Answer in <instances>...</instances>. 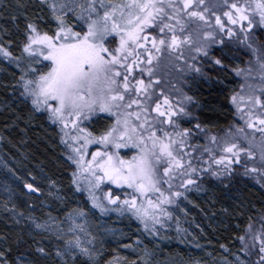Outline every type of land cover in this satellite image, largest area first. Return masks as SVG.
I'll use <instances>...</instances> for the list:
<instances>
[{
	"label": "snow or ice",
	"instance_id": "obj_1",
	"mask_svg": "<svg viewBox=\"0 0 264 264\" xmlns=\"http://www.w3.org/2000/svg\"><path fill=\"white\" fill-rule=\"evenodd\" d=\"M18 7L24 11L20 17L12 16L11 19L15 22L22 17L24 21L21 55H13V41L8 40V47L0 43V56L20 70L16 83L22 87L21 96L31 100V114H46V118L60 129V142L71 149L67 159L74 168L69 192L82 189L87 192L93 208L102 213H130L145 230L151 226L155 232V225L162 224L160 216H170L163 205L175 203V198L184 194L172 191L171 181L177 170L181 188L195 185L198 190L200 185L192 178L198 171L214 178L226 189L233 187L240 176L264 173V99L247 97L251 103L246 124L261 133L259 144L255 143V136L245 137L248 147L232 138L205 136L219 147V152L214 154L204 147L207 161L198 169L192 159L202 160L203 156L197 145H189L187 141L204 134L207 125L196 123L195 132L181 129L178 121L193 115L185 106V103L191 104L193 98L184 96L173 105L170 97L155 83L159 77L154 72L161 60L171 62L177 52L179 59H185L184 46L187 45L189 54L192 51L203 54L199 66L196 57L190 56L191 63L185 61L188 70L211 79L204 71L203 61L207 60L213 69H225L231 49L230 41L223 37L234 36L235 26L240 25V32L245 33L244 40H249L245 22L249 30L254 23L264 26V0H244L243 3L222 0L211 6L217 11H212L205 0H127L119 5H105L101 0V8L105 9L102 14L92 0L86 5L75 3V0H36L31 13L23 4ZM221 10L222 15L219 14ZM16 26L20 28L19 24ZM75 26L81 30L77 31ZM113 33L119 39L115 47H110L106 38ZM210 44L220 46L219 57H209ZM261 46L264 47V41ZM261 70L264 72V61ZM235 71L240 73L238 68ZM231 99L240 108L239 101L244 97L234 94ZM104 113L108 114L110 123L98 133L82 126L98 123L104 119L101 116ZM169 127L174 131L168 132ZM90 144L99 146L90 150ZM129 144L139 151L125 158L118 150ZM187 147H191L195 155L183 151ZM254 148L260 152L259 168L249 166L257 155ZM186 157L191 158L186 160ZM260 180H264V175ZM49 184L55 185V181L49 180ZM109 185H115L116 189ZM164 185L168 186L167 190ZM24 187L31 192L41 191L32 182L25 183ZM89 213L90 210L83 207L72 209L67 216L75 227L68 228L66 233L59 228L53 230L47 222L34 220L29 232L17 237V243L32 249L34 258L22 260L23 253L13 258L10 247H0V264H48L50 259L52 264H100V249L83 246L80 236L72 235L76 229L85 232L75 219L87 217ZM40 232L51 233L47 239L55 237L62 243L50 251L36 238ZM256 238L261 242L259 252L264 254V238L259 235ZM95 240L96 237H91L87 243L91 245ZM104 264H136V261L117 255L105 260ZM259 264H264V255L260 256Z\"/></svg>",
	"mask_w": 264,
	"mask_h": 264
},
{
	"label": "trees",
	"instance_id": "obj_2",
	"mask_svg": "<svg viewBox=\"0 0 264 264\" xmlns=\"http://www.w3.org/2000/svg\"><path fill=\"white\" fill-rule=\"evenodd\" d=\"M28 1L31 0H27L25 8L30 11L33 9V5H30ZM219 2H222V0H205V4L210 8L213 4ZM231 2L232 0H229V3ZM239 2L243 3L244 0H239ZM211 10L217 11L215 8H211ZM219 14L222 15V10ZM258 20L256 19V21ZM17 24L20 25V28H17ZM23 24L22 17L14 22V29L10 33L13 41L12 51L17 44L21 47V42L24 39ZM245 29L250 37L247 41L244 40L245 33L240 32V25L235 26L234 36L228 37L225 35L223 37L225 40L230 41L229 47L231 49V55L225 61L227 65L225 69H213L207 60L203 61L204 71L210 74L211 79L196 76L188 70L185 61L188 60L191 63L190 56L196 57L195 62L199 66L203 54H197L195 51L189 54L187 52L189 46L187 45L184 46L185 59H179L180 53L177 52L175 54L176 58L172 59L171 62L167 59L161 60L159 65L154 68L156 76L159 77L155 83H158L160 88L164 90V94L170 97L173 105L181 101L184 96L193 98L191 104L185 103V106L189 108L193 115L183 117L178 121L181 129L189 128L195 132L194 125L196 123L207 125V131L204 134L187 141L189 145H197L199 154L203 156L202 160L192 159L193 165L198 169L205 166L207 161V153L203 151L204 147L210 148L214 154L219 152V147L212 144L210 140H206L205 136H216L218 139L232 138L238 140L245 147L249 146L248 139L253 136L256 137V144L260 142L261 133L248 128L246 119L251 103L247 97L260 96L264 99V72L261 70V62L264 61V47L261 46V42L264 41V26L254 23L253 29L249 30L246 28L245 22ZM113 37L108 39L110 47H115L118 43V39L115 36ZM217 39H220V37H217ZM248 44H252V47L249 48ZM208 51L209 57H219L221 50L219 45L210 44ZM8 63L10 62L1 56L0 64L5 65L9 70L8 74L2 70L3 78H14L15 82L4 87L0 92L7 102L6 107L0 113V129L11 125L13 122L23 126L22 124L27 120L31 107L30 99L21 96L22 87L16 83L18 79L15 75L16 71L9 67ZM155 63L156 61H154ZM237 68L240 69L239 74L235 71ZM145 79H147L146 73ZM234 94L238 98L240 96L244 97L242 101H239L242 105L240 108L231 99ZM197 101L199 102L198 106ZM252 111H256V109H252ZM43 117L44 115L38 114L35 118L43 123ZM23 127L28 139L26 150L29 153L31 162L41 163L51 179L56 180L66 190H69L71 186L69 183L70 176L73 170L71 164L60 160L55 152V150H58L57 146H55V150H52L43 138L34 131L35 126L30 124L27 128L26 126ZM240 129H243V131H239ZM166 130L170 133L174 131L171 127ZM17 132L19 130L15 127L13 133ZM254 150H256L257 155L249 166L255 165L259 168L261 167L260 152L258 148H254ZM183 151L195 155V153H192L191 147H187ZM189 158L191 157H186V160ZM197 175L200 176V179H196ZM261 175H264V173L240 176L234 182L233 187L226 189L214 178L198 171L197 174L192 176L196 183L200 185L198 190L195 185H186L181 188V177L179 170H177L171 181L173 192L182 190L183 193L187 192L189 194L190 190L191 195L195 191L204 192L202 197H194L197 200V206L191 207L192 221H196L198 226H194L191 222H184L182 223V230L192 228L196 239L200 243L208 244L214 249L218 248L219 245H224L230 251L241 254L246 259V264H259L260 256L264 255L259 252L261 242L260 239L256 238L257 235L264 238V186H262L264 180H260ZM166 187L167 185L163 186L164 189ZM64 194L69 199L68 193L64 191ZM213 220H215V223ZM25 234V232H17L13 228H9L0 221V247H10L13 250V258L21 253H23L21 257L28 260L34 258L31 256L32 249L28 245L17 243V237ZM241 236L244 237L243 240L240 239ZM48 264H52V261L49 260Z\"/></svg>",
	"mask_w": 264,
	"mask_h": 264
},
{
	"label": "rangeland",
	"instance_id": "obj_3",
	"mask_svg": "<svg viewBox=\"0 0 264 264\" xmlns=\"http://www.w3.org/2000/svg\"><path fill=\"white\" fill-rule=\"evenodd\" d=\"M87 2L88 0H75V3L81 5H86ZM103 2L105 5H119L126 3L127 0H103ZM28 3L34 5L36 0L28 1ZM92 3L102 14L105 9L101 8V0H92ZM19 4L25 6L27 0H0V43H3L6 47H8V40L12 38L10 33L14 29V21L11 17L20 16V13L24 11V8L18 7ZM32 11L34 9L29 12ZM35 11L40 14L38 10ZM46 13L47 9H45ZM75 19L76 17H73V20ZM256 19H259V17L256 16ZM75 27L77 31L81 30L79 26ZM84 30H86V26ZM113 36H115L114 33L106 39ZM115 38L119 39L118 37ZM13 51L15 56L21 55L18 44L14 46ZM2 65L0 64V69L3 68L0 70V92L4 87L15 82L14 78H3L2 70L7 74L9 70L5 65ZM7 65L16 71L15 75L19 78L20 70L16 65L13 63ZM181 81L184 83L183 80ZM6 105L7 102L0 94V113ZM30 105L27 120L22 125L26 128L30 124L35 126L34 131L43 138L52 150L57 146L58 150H54L60 160L71 164V161L67 159L71 149L60 142V129L46 118V114L43 117V123L37 121L35 117L40 113L37 112L33 116L31 114L32 104ZM101 116L104 119L98 123L94 122L91 125L86 123L82 126L89 127L90 131L98 133L102 127L110 123L108 114L104 113ZM23 126L13 122L11 125L0 129V221L9 228H13L17 232L28 233L35 220L47 222L53 230L59 228L66 233L68 228L75 227L72 221L68 219L67 214L72 209L83 207L89 209L90 213L84 218L77 217L75 223L81 225L85 232L76 229L72 235H79L83 246L100 249L102 255L100 264H104L105 260L117 255L125 257L127 260L136 261V264H189V261L192 264L247 263L241 254L230 251L224 245L223 247L219 245L218 248L214 249L208 244L200 243L196 239L192 228L182 230V223L184 222H191L194 226H198L196 221H192L191 207L197 206V200L194 197H202L204 192L195 191L191 195L189 190V194L184 192L182 196L176 197L175 203L164 204L163 207L170 213V216H160L162 224L155 225V232L152 231L151 226L149 230H145L143 224L130 213L123 215L115 211L102 213L99 209L93 208L87 192L82 189L79 191L73 189L72 192H69L59 182L51 179L41 163L31 162L29 153L26 150L28 139ZM15 127L18 128L19 132L14 134L13 129ZM97 146L99 145L90 144L88 147L90 150H94ZM118 151L125 158H130L133 153L139 150L129 144ZM71 166L74 168V165L71 164ZM33 177H35V180H33ZM49 180L55 181V185L49 184ZM28 182L36 184L41 191L31 192L26 189L24 185ZM109 187L116 189L115 185H109ZM64 191L70 196L69 199ZM179 191L182 192V190ZM49 217L53 218L56 223H53ZM18 220L19 223H17ZM213 222L215 223V220ZM87 233H90L91 236H88ZM51 235L48 232H40L37 235V239L42 240L44 246L50 251L62 243V241L56 240L55 237L52 239L46 238ZM91 237H96V240L89 245L87 241ZM101 243H103V247H101ZM124 245H132V247L125 248ZM52 255L55 256L54 251H52ZM21 259L28 260L24 257H21Z\"/></svg>",
	"mask_w": 264,
	"mask_h": 264
}]
</instances>
